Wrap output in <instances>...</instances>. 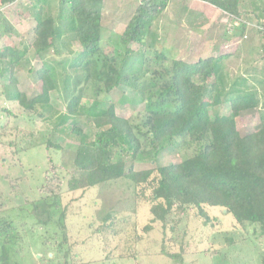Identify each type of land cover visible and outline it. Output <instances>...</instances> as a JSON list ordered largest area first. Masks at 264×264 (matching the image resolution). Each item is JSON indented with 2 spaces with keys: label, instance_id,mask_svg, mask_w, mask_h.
<instances>
[{
  "label": "rangeland",
  "instance_id": "rangeland-1",
  "mask_svg": "<svg viewBox=\"0 0 264 264\" xmlns=\"http://www.w3.org/2000/svg\"><path fill=\"white\" fill-rule=\"evenodd\" d=\"M254 1L264 10V0H242L238 7L246 11L242 16L252 14ZM139 2L103 0L102 26L110 34L121 33ZM29 4L30 0L0 2V51L10 44L26 49L13 73L17 87L28 98L40 91L37 70L44 60L56 61L80 50L71 33L65 31L55 40L54 48L40 58L33 44L48 43V36L43 35H48L52 27L46 17L39 24ZM5 25L10 30L5 32ZM235 26L227 13L204 0H167L146 33V66L149 75L164 87L169 83L164 71L169 61L156 60L154 49L163 51L168 60L187 62L229 55L222 71L225 86L245 79L244 87L255 89L259 105L234 116L224 101L209 112L212 117L217 112L233 119L244 135L262 125L264 85L260 87L258 81L264 82V33L254 19L242 33H234ZM8 75V63L0 57V246L7 252L5 264H264V235L259 224L238 223L223 207L203 205L207 220L193 206L183 211L172 206L164 222L152 219L149 210L155 202L152 187L156 173L135 191L125 179L68 190V178L77 174L73 168L77 140L58 132V113L64 112L63 103L52 91L50 101L57 111L55 116L43 118L27 111L3 92ZM126 92L129 94L126 87L120 86L108 97L115 103L116 114L128 119L145 143L139 131L146 129L143 121L149 112L147 104L122 103L120 99ZM93 94L90 87L82 99L83 109L89 106ZM80 113L76 117L78 124L93 137L96 128L82 110ZM47 140L60 148L52 144L47 148ZM194 150V145L178 142L161 149L154 161L136 160L134 169L175 163ZM47 187L58 195L55 201L48 195ZM44 203H52L47 224L40 223L32 213L34 204L44 208ZM109 212L111 217L103 222L102 217ZM3 224L9 227L2 228Z\"/></svg>",
  "mask_w": 264,
  "mask_h": 264
},
{
  "label": "trees",
  "instance_id": "trees-1",
  "mask_svg": "<svg viewBox=\"0 0 264 264\" xmlns=\"http://www.w3.org/2000/svg\"><path fill=\"white\" fill-rule=\"evenodd\" d=\"M10 1L13 0H0L1 3ZM204 1L228 14L229 20L237 25L234 33H242L247 28L248 22L242 16L246 11L238 9L242 0ZM102 2L30 0L28 8L35 20L43 24L46 17L52 27L48 35H43L48 36V43L33 44L40 58L54 48L55 40L65 31L71 33L80 49L73 56L44 60L37 70L40 91L33 97L28 98L17 87L13 73L26 49L10 44L0 51V57L8 63V83L3 86L8 99L16 100L24 109L43 118L57 113L50 101V92L56 91L63 103L64 112L58 113V124L61 125L58 132L77 140L73 159L77 174L68 178L67 189L89 188L125 179L135 191L156 173L152 187L155 202L149 210L152 219L164 222L165 214L172 206H177V211L193 206L207 220L202 206H220L238 223L259 224L264 235V108L260 112L261 127L244 135L240 134L233 119L217 112L212 117L209 112L224 101L234 116L242 110L257 107L259 98L255 89L244 87L243 78L225 86L222 71L228 57L226 53L187 62L168 60L163 51L154 49L156 60L169 61L164 70L169 83L160 87L146 66L149 50L146 33L167 0H140L124 30L117 34H110L111 31L102 26ZM259 4L254 1L251 12L256 23L262 24L264 33V23H261L264 10H260ZM3 30L6 32L10 27L5 25ZM229 32L233 34V30ZM132 44L139 47L133 48ZM258 85L263 87L264 82L258 81ZM120 86L129 92L120 99L122 103L145 101L147 104L149 112L143 121L146 129L139 131L145 143L131 122L116 114L115 103L108 97ZM90 87L94 94L89 106L83 109L82 99ZM81 110L96 128L93 137L78 124L76 117ZM49 142L47 140L45 145L47 148L52 145L60 148ZM178 142L194 145V152L175 163L134 169L136 160L154 161L161 149ZM47 188L48 195L55 201L58 195L51 187ZM44 204V208L34 204L32 213L40 223L47 224L52 203ZM110 217V212L104 214L103 222ZM6 253L5 247L0 246L2 264H5Z\"/></svg>",
  "mask_w": 264,
  "mask_h": 264
},
{
  "label": "crops",
  "instance_id": "crops-1",
  "mask_svg": "<svg viewBox=\"0 0 264 264\" xmlns=\"http://www.w3.org/2000/svg\"><path fill=\"white\" fill-rule=\"evenodd\" d=\"M223 12V11H222ZM244 19L245 20H247V22L249 23L250 21H252V19H254L255 21L257 20L256 18H255V16L253 15V14H248V15H246L245 17H244ZM229 56V55H228ZM228 58V57H227Z\"/></svg>",
  "mask_w": 264,
  "mask_h": 264
},
{
  "label": "built area",
  "instance_id": "built-area-1",
  "mask_svg": "<svg viewBox=\"0 0 264 264\" xmlns=\"http://www.w3.org/2000/svg\"><path fill=\"white\" fill-rule=\"evenodd\" d=\"M261 23H264V21L262 20V22ZM256 27H258V29H260V30H262L263 29V26H262V24H258V23H256ZM243 37L245 38L246 36L245 35H243Z\"/></svg>",
  "mask_w": 264,
  "mask_h": 264
}]
</instances>
